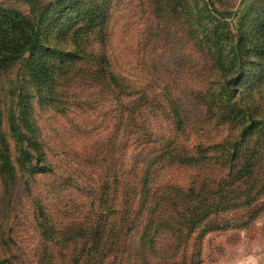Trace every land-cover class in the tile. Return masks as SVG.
<instances>
[{
  "label": "rangeland",
  "instance_id": "374dc122",
  "mask_svg": "<svg viewBox=\"0 0 264 264\" xmlns=\"http://www.w3.org/2000/svg\"><path fill=\"white\" fill-rule=\"evenodd\" d=\"M76 1L71 2L72 10L79 16L75 27L50 26L49 48L42 56L44 65L52 69L55 76H61L60 95L53 98L51 94L52 98L45 99L44 89L31 80L27 71V54L0 69L3 111L0 151L8 156L13 175L10 191L4 195L5 204L8 203L4 210L8 213L6 221L12 231L5 233L15 241L11 250L21 256L28 255L30 259L42 232L35 226V203L46 205L52 219H61L62 211L68 213L61 207L68 203L71 209H68L67 218L72 221L79 216L78 210L86 216V213L107 207V200L99 198V189L103 181L111 180L112 172L99 159H114L113 141L118 126L119 139L124 138L127 144L124 156L128 162L136 158L140 146H129L122 130L133 96L120 93V99L117 98L113 76L120 75L142 86L143 81L152 77L155 65L160 66L158 77L162 87L165 84L172 87L170 95L180 97L182 107L191 113V124L185 127V136H181L178 146L192 147L200 140L208 144L221 142L230 133L225 127H218L211 131V138L206 139L205 127H200L203 110L196 105L195 94L212 91V95L217 96L220 88L215 85L218 81L227 85L228 80L235 77L236 92L240 99H245L242 105H246L247 99H255L257 105L251 108L264 121V0H181L177 9L185 7V10L179 13L178 19L173 14L156 15V7L169 8V0ZM213 5L221 12L228 11L231 17L215 14ZM0 6L25 15H30L33 9L25 0H0ZM88 7L90 10L86 11ZM100 8L107 10V22L101 24L104 28L89 25V20L84 18L89 13L92 19H99ZM69 16L71 13L66 18ZM214 29L217 34L212 31ZM239 33L245 34L249 47L243 67L240 56L230 64L227 62V57L234 55ZM215 35L220 38L215 39ZM201 44L205 60L196 52ZM55 47L60 53L55 52ZM5 51L8 52L9 47ZM100 55L105 56L107 62H98ZM217 59L225 61L220 68L215 64ZM65 62L72 66L60 70L58 66ZM141 71L146 73L145 77L140 76ZM99 73L101 82L94 80ZM19 83L23 85L27 101L21 108L17 98ZM130 85L123 90L128 91L127 88H132ZM150 90L145 89L154 102L161 103L163 98L155 99ZM160 106L163 109H152L156 113L152 129L163 138H155L153 147L141 157L143 161H147L156 147L164 148L181 133L175 131L167 119L165 113L169 106L166 108L165 103ZM13 114L17 118H10ZM259 126L251 130L246 147L256 141L257 133L264 136V123ZM197 128H201V132ZM25 132L30 133L32 147ZM260 140L264 142V137ZM191 175V171L175 169L169 170L164 177L181 182ZM259 178L264 180L263 170ZM233 196L228 202L230 209L211 218L219 228L200 239V264H264V191L256 202H247L244 198L235 200ZM234 202L239 207L231 208ZM244 223L250 224L244 227ZM196 242L198 234L193 237L192 247L195 248ZM191 262L197 264L196 253L186 264Z\"/></svg>",
  "mask_w": 264,
  "mask_h": 264
},
{
  "label": "trees",
  "instance_id": "16d2710c",
  "mask_svg": "<svg viewBox=\"0 0 264 264\" xmlns=\"http://www.w3.org/2000/svg\"><path fill=\"white\" fill-rule=\"evenodd\" d=\"M25 1L33 8L30 15L0 6V69L27 54L30 78L39 88L44 89L45 99L48 101L52 98L51 94L53 98L60 95L62 87L61 76H55L54 71L47 68L42 59L43 52L49 48L48 28L56 27L57 24L63 29L75 27L79 16L72 10V0ZM168 2L169 8L156 7L157 17L166 13L180 18L179 13L185 10V7L177 9L181 0ZM213 7L215 14L231 17L228 11L221 12L215 5ZM85 10L89 11L90 7ZM69 13L71 16L66 18ZM97 17L100 18L92 19L89 13L84 16L89 20V25L97 24L104 28L101 24L107 22V10L100 8ZM212 31L217 34L216 29ZM237 36L234 55H229L227 62L230 64L240 56L243 67L244 57L249 49L246 45L248 41L243 33ZM214 38L219 39L220 36L215 35ZM8 47L9 51L6 52ZM202 47V44L198 45L196 52L205 60ZM54 50L60 53L56 47ZM98 62L103 64L107 62V58L100 55ZM224 63L221 59L215 61L217 68ZM67 66L69 63L65 62L58 67L63 70ZM160 69V66L155 65L152 77L143 81L142 86L134 85L120 75L112 77L117 98L120 99V93L133 96L126 109L128 114L122 130L125 131L129 146H140L134 156L136 158L128 162L124 156L126 152L123 149L127 144L124 138L119 139L118 126L116 139L113 141L116 151L114 159H99L112 172L111 180L103 181L99 189V198L107 200V207L92 214L86 213V216L78 210L79 216L72 221L67 218L70 213L68 209H71L68 203L61 205L68 211L60 213L61 219H52L46 205L35 203V226L42 232L32 259L11 250L15 241L9 234L12 230L6 221L8 213L4 210L8 203L5 204L4 195L10 191L13 175L8 156L3 150L0 151V207L3 204L2 210L0 208V264H186L195 253L197 264H200V239L219 228L211 218L230 209L228 202L233 195L235 200H259V194L264 191V180L259 178L260 172L264 171V142L260 140L264 137L263 134L257 133L256 141L246 147L251 130L264 123L251 108L252 105H257L255 99H247L246 105H242L245 99H240L236 92L235 77L229 79L227 85H221L218 81L215 85V88H220L217 96H213L212 91L205 94L198 92L194 101L203 110L200 127H205L206 139L218 127H225L230 133L221 142L208 144L200 140L192 147L178 146L181 136H185V127L191 124V113L182 107L180 97L170 95L172 87L164 82L165 86L162 87L158 77ZM145 75L144 71L140 72V76ZM94 80L101 82V73ZM129 83L135 91L132 88L123 90ZM145 89H151L152 96L155 99L163 98L164 102H154ZM161 91L165 93L161 94ZM17 98L19 107H24L27 101L24 100L25 92L21 83ZM163 103L166 108L169 106L165 113L167 119L173 124L175 131L181 133H177L173 141L164 148L156 147L147 161H143L141 157L153 147L155 138H163L157 136L152 129V118L156 116L152 109H163L160 106ZM6 105L7 103L4 106ZM21 111L24 112V108ZM2 113L0 101V118ZM11 116L17 118L16 114L10 115V118ZM197 131L201 132V128H197ZM25 137L32 147L30 133L25 132ZM1 142L5 147L2 139ZM38 158H41L40 154ZM175 169L191 171L192 175L181 182L164 177L169 170ZM237 207L236 202L231 205V208ZM249 224L244 223L243 226L247 227ZM6 231L9 233H5ZM196 234L198 242L194 248L192 240Z\"/></svg>",
  "mask_w": 264,
  "mask_h": 264
}]
</instances>
